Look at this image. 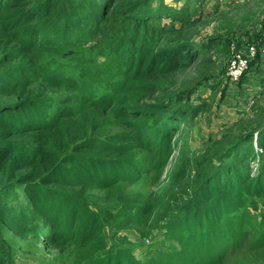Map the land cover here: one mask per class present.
Returning <instances> with one entry per match:
<instances>
[{"label":"rangeland","instance_id":"obj_1","mask_svg":"<svg viewBox=\"0 0 264 264\" xmlns=\"http://www.w3.org/2000/svg\"><path fill=\"white\" fill-rule=\"evenodd\" d=\"M44 1L36 0L31 7L38 8ZM62 2L67 3L68 9L75 7L71 11L82 14V20L89 22L83 29L74 31L69 41L60 45L59 52L46 50L41 59L37 57L34 61L31 52L21 49L0 30V78L9 86L7 92L0 93V107L27 100L36 106L35 112L40 117L53 115L63 105L74 111L63 121L65 131H35L29 134V141L20 142L11 157L17 168L23 166L9 170H14L20 180H26L25 188L41 181L48 183L38 185L41 198L48 193V196L56 194L53 201L62 202L65 198V203L72 200L76 206L94 211L100 218V229L95 239L80 249L73 245L46 248L44 237L40 241L21 238L4 229L3 236L12 248L10 264H101L109 256L121 258L124 250L134 254L133 258L125 256L126 264H138L137 260L144 263L160 247L180 246L174 240L177 233L169 227L188 211L196 188L214 177L213 185L220 189L216 192V202L220 199V177L222 173L232 175L229 169L237 148L244 151L253 145L262 151L259 146L264 144V54L261 52L264 0H153V7L162 3L170 14L185 12L178 16L180 21L163 13L159 19H151L148 27L142 26V18L136 11L117 13L116 2L108 9L103 0ZM54 8L56 5L51 9ZM134 37L140 39L147 54L135 67L130 66L131 80L145 84L147 88L143 91L148 94H139L131 103L168 104L163 109H168L174 117L166 118L162 124L168 121L173 129L170 154L161 156L153 165L146 157L150 152L132 146L129 157L144 168L132 178L122 176L105 188L85 189L47 182L45 176L62 165L80 170V165L70 158L74 152L105 158V154L78 148L86 140L95 142L97 138H105L115 144L128 141L126 145L131 141L124 137L128 134L127 120L108 113L112 108H92L65 86H52L42 78L40 67L48 66L84 83L86 96L103 94L107 82L124 76L129 57L134 55ZM180 45L188 50L187 55L182 53L183 57L178 50ZM164 50H171L184 64L170 71L155 69L151 57ZM238 58L247 62V66L236 80H230L226 78L227 66ZM21 76H25L24 80ZM226 162L230 164L225 165ZM256 164L257 161L248 166L251 171L247 177L251 179L246 177V182L238 187H251ZM22 194L23 190H19L20 198ZM228 196L226 203L233 198L236 205L229 217L223 214L219 218V225L232 236L236 246L234 251H226L225 256L209 264H264V198H251L240 208L246 196L242 194L243 199L239 200L237 191ZM193 253L195 258L196 251ZM174 255L179 264H185L182 260L188 259L187 253L183 255L181 251H174Z\"/></svg>","mask_w":264,"mask_h":264},{"label":"trees","instance_id":"obj_2","mask_svg":"<svg viewBox=\"0 0 264 264\" xmlns=\"http://www.w3.org/2000/svg\"><path fill=\"white\" fill-rule=\"evenodd\" d=\"M34 1L36 0H0V30H3L12 42L20 45L21 49L31 52L35 61L37 57L41 59L42 53L46 50L59 52L60 45L68 42L74 31L83 29L89 21H83L80 17L82 14L77 11L72 12L71 10L75 7L70 6L68 9L67 3L62 0H46L42 6L32 8ZM103 2L106 9L116 2L117 13L128 9L136 11L142 18L143 27H148L151 19H159L163 13L165 17L170 18L169 15H172L173 19L180 21L178 16L185 12L183 10L177 14H170L169 9L162 3L158 7H153V0H103ZM53 5H56V8L51 9ZM81 10L84 11V9ZM42 18L44 20L41 22ZM132 49L134 55L129 57L130 61H128L124 76L120 80L107 82L103 94L96 92L97 94L91 97L86 96L87 90L84 83L72 77L67 78L62 72L48 66L40 67L42 78L52 86H65L69 91L77 93L83 103L91 104L92 108L103 110L112 108L108 113L119 119L127 120L128 134L124 137L125 140L131 141L126 145L128 141L115 144L107 142L105 138L104 140L97 138L95 142L92 139L86 140L78 148L83 147L85 149L83 151L88 153L95 151L97 155L105 154V158L74 152L70 158L80 165V170H71L70 166L62 165L45 176L47 182L73 187L80 186L85 189L105 188L122 176L132 178L144 168L143 164L129 157L132 146L150 152L146 157L152 160L153 165L161 156L166 157L170 154L172 138L170 135L173 129L168 121L165 125L162 124L166 118L171 120L174 117V114H169L168 109H163L168 104L162 101L141 106L131 103L139 94H148L143 91L147 88L145 84H138L131 80L133 68L130 70V66L135 67L141 62L147 51L144 50V45L140 44V39L135 37ZM178 50L180 57L188 53L185 45H180ZM151 60L154 63L153 67L161 72L176 69L184 64L172 55L171 50L155 54ZM163 60L165 62L160 66ZM24 77L21 76V80H24ZM3 81L4 79L0 78V93L7 92L9 89ZM33 81L35 80H31ZM35 110L36 106L27 100L15 101L10 105L0 107V143H3L0 147V264H10L12 257V248L3 236L4 229L12 231L21 238L28 237L40 241L44 237L45 247L56 249L70 247V245L80 249L93 241L100 229V218L94 211L89 212L87 207L76 206L72 200L65 203L67 201L65 198L61 199L62 202L53 201L56 194L48 196V192V195L41 198L38 194L41 187L38 185L48 183L41 181L30 187L26 185L25 188L23 183L26 180H20L14 170H9L11 167L22 168L23 165L16 167L17 162L11 156L17 151L20 142L29 141L30 133L51 129L65 131L63 121L74 114L73 109L65 105L59 106L51 116L40 117ZM176 131L174 130V133ZM259 147H262L261 152L254 149L253 145L248 146L244 151H241V148L236 149L232 167L229 169L232 175L221 174L222 196L217 202L216 192L220 189L213 185L214 177L196 188L189 200L191 206L188 207V211H185L184 216L169 227L177 233L174 240L180 244L179 247H160L161 250L154 253L151 258L144 260V263L140 260L135 262L138 264H179L174 251H181L183 255L187 253L188 259L182 260L186 262L185 264H209L211 260L218 261L225 256L226 251H234L236 246L234 239L227 234L225 229L222 230L219 218L223 214L227 217L231 215L232 207L236 205V202L233 198H230L227 203L225 200L233 191L234 194L237 191L239 200L243 199L242 194L246 196L239 205L240 208L251 198H264V144L260 143ZM255 160L257 161V170L253 173L255 181L251 187H238L246 182L245 178L250 175L251 171L248 166L256 162ZM229 164L230 162H226L225 165ZM145 165L147 169L148 166ZM250 179L247 177V180ZM19 190H23L21 198ZM207 201H213V203L210 204ZM64 214L65 218H63ZM115 216L116 214L111 217ZM228 225L229 223L226 224ZM229 244L232 248H228ZM194 250L196 251L195 258ZM131 252L124 250L121 258L109 256L101 264H126V255L134 257Z\"/></svg>","mask_w":264,"mask_h":264},{"label":"built area","instance_id":"obj_3","mask_svg":"<svg viewBox=\"0 0 264 264\" xmlns=\"http://www.w3.org/2000/svg\"><path fill=\"white\" fill-rule=\"evenodd\" d=\"M253 51H254V48L251 47L249 52L252 53ZM261 52L264 54V50L261 51ZM240 58H238V59H236L234 61H231V63L227 66V76H226V78L229 77L230 80H232V78L236 80L237 77L243 71V69L246 68L247 62L241 60ZM242 59H244V58H242Z\"/></svg>","mask_w":264,"mask_h":264}]
</instances>
